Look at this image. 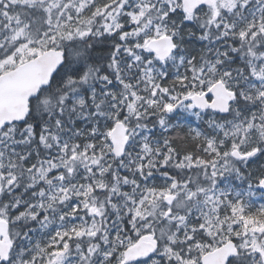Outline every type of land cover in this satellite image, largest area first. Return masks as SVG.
I'll return each instance as SVG.
<instances>
[{"label": "snow or ice", "instance_id": "1", "mask_svg": "<svg viewBox=\"0 0 264 264\" xmlns=\"http://www.w3.org/2000/svg\"><path fill=\"white\" fill-rule=\"evenodd\" d=\"M0 264H264V0H0Z\"/></svg>", "mask_w": 264, "mask_h": 264}]
</instances>
